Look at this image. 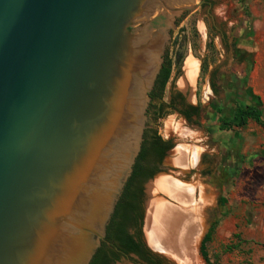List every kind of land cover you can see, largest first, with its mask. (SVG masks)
<instances>
[{
  "label": "water",
  "instance_id": "water-1",
  "mask_svg": "<svg viewBox=\"0 0 264 264\" xmlns=\"http://www.w3.org/2000/svg\"><path fill=\"white\" fill-rule=\"evenodd\" d=\"M200 3L0 0V264H91L108 243L150 119L158 131L147 113L164 57ZM200 67L189 48L173 94L190 104ZM165 136L173 148L143 184L142 240L160 264H206L217 155L200 119L170 111Z\"/></svg>",
  "mask_w": 264,
  "mask_h": 264
},
{
  "label": "rangeland",
  "instance_id": "rangeland-1",
  "mask_svg": "<svg viewBox=\"0 0 264 264\" xmlns=\"http://www.w3.org/2000/svg\"><path fill=\"white\" fill-rule=\"evenodd\" d=\"M234 35L238 39L229 48L228 42L231 44ZM189 48L194 59L201 62L197 103L202 104L203 116L199 119L207 137L205 145L217 155L212 175L221 188V198L227 201L220 205L215 220L219 224L207 245L209 260L211 264H264V129L250 121L244 128L222 133L220 115L212 122L213 116L205 115L208 104L223 98V116L232 115L233 108L227 100L235 94L231 90L225 93L223 75L227 72H233L232 79L241 82L244 92L240 96H245V103L258 97L264 105V0H219L211 16L202 8L179 24L170 44L169 59L173 65L165 100L174 91ZM240 96L238 104L243 105L244 98ZM169 112L165 111L164 118L158 121V133L164 139ZM219 162L238 164L230 175L219 176Z\"/></svg>",
  "mask_w": 264,
  "mask_h": 264
},
{
  "label": "trees",
  "instance_id": "trees-1",
  "mask_svg": "<svg viewBox=\"0 0 264 264\" xmlns=\"http://www.w3.org/2000/svg\"><path fill=\"white\" fill-rule=\"evenodd\" d=\"M247 16L249 17V13ZM172 65V61L168 60L167 64L163 66L156 82L158 90L150 94L153 100H161L163 98L165 89L172 76ZM164 116L165 112L163 107H161L156 114L155 122H158ZM188 117L190 119L189 115ZM219 120L220 131L241 129L246 127L250 121L255 122L264 129V105L257 97L250 103L243 102V105L237 106L230 117L219 118ZM157 133L158 131H154V134L150 137L144 136L145 141L143 142L142 150L134 166L133 174L117 204L115 213L108 226L106 237L108 241L114 243L127 253L136 254L148 264H160V262L153 260L149 255L150 252L147 250L141 236L140 222L143 217L141 206L144 196L143 184L151 179L158 170L151 165L154 162L155 164H160L165 158L166 153L173 148L171 143L165 142ZM226 203V199L221 198V204L226 205ZM218 224L219 222L215 221L211 225L202 241L201 254L208 264H211V262L207 252V245L211 242ZM130 226L135 229L136 232L134 234L129 233ZM107 249V244L103 243L91 264H109ZM116 259L119 258L116 257Z\"/></svg>",
  "mask_w": 264,
  "mask_h": 264
},
{
  "label": "flooded vegetation",
  "instance_id": "flooded-vegetation-1",
  "mask_svg": "<svg viewBox=\"0 0 264 264\" xmlns=\"http://www.w3.org/2000/svg\"><path fill=\"white\" fill-rule=\"evenodd\" d=\"M218 1L219 0H201V3H200V5H199L197 10H200L202 8L203 9H207V14L209 16H211L212 15V10L214 9V7H215V5L217 4ZM186 14H189V13H186ZM229 21H232V18H229ZM241 27H244V23H242ZM215 28H217L216 25H215ZM223 37L227 39L226 33H223ZM236 39H238V36L234 35L232 37L231 44L228 42L229 48H232V47L235 46V40ZM175 44H177V43H175ZM168 49H169V47H168ZM168 60H170L169 57L167 55H165L163 66L165 64H167ZM178 62H179V59L177 57V63ZM232 74H233V72H227V73H224L223 77L225 78L224 83H226V84L228 83L227 87H226V84H224L225 93L227 94V92H229L231 90L235 94L233 97L232 96L228 97L229 99L227 100V101L231 102L230 103V107L233 108L232 110L234 111V110H236L237 106H239V104H238L239 96L242 95V92H244V91H243V87L241 85V82L239 80H237V79H232V76H233ZM228 76H229L230 79L227 80L226 78ZM212 87L214 88V91H216L215 90V86L212 85ZM156 90H158V87L155 84V87H154V89H153V91L151 93H155ZM241 98H244V99L242 100ZM241 98L240 99L242 100V102H245V96H243ZM225 99L223 98L220 101L216 100L213 104H208V108H206V110H205V115H212L213 116L214 119H211V122L213 120H215V117L218 114L220 115V118H225L223 116L224 110L226 109V105H225V102H224ZM161 107H163L164 112L169 110V111H174V112L178 113L179 115H181L183 117V119L187 123H190L191 121L197 120V119H199V118H201L203 116L201 102L200 103L198 102L196 104L187 103L185 97L181 93H177V94L176 93L175 94L172 93V94H170V96L168 97V100H165V92H164V96H163V98L161 100H158V99L153 100L151 98V102H150V105H149V108H148V113H147L148 114V118L150 119L151 117H153V119L155 120L156 114L158 113V110ZM188 115L190 116V119H189ZM163 118H161V119H163ZM151 122L152 121L150 119L148 121L147 128H146L145 134H144V136L146 135V137H150L152 134H154V131H157V128L155 127L154 124L152 125ZM221 132L222 133L233 132V130L221 131ZM157 134L160 136L159 133H157ZM161 138L165 142L171 143L173 145V140L164 139L163 137H161ZM144 141H145V137H144ZM229 146H230V144H229ZM231 150L234 151V149H228L229 152ZM166 156H167V153H166ZM166 156H165V158H166ZM165 158L162 160L161 163L164 162ZM237 164L238 163L235 162L234 164H227L226 165V164H223V163L219 162V164L217 165V170H218L217 174H219V176L230 175V173L233 172L234 168L237 167ZM151 166H153V168H154V166H156L155 162ZM144 192H145V190L143 189V193ZM142 212H143V209H142ZM143 219H144V213H143V217H142L141 222H140L141 226H142V223H143ZM129 233L132 234L131 231ZM103 243H106V242H103ZM106 244L108 246L107 258H108L109 264H116V263L120 262L123 257L129 258L132 255L133 256H137L136 254H133V253H127L126 251H124L123 249L119 248L118 246H116L114 243H112L110 241H108V243H106ZM146 248L150 252L149 255L152 257V259L158 262V260L155 258V255L150 251V249L148 247H146ZM116 257H118L119 259H116Z\"/></svg>",
  "mask_w": 264,
  "mask_h": 264
},
{
  "label": "bare ground",
  "instance_id": "bare-ground-1",
  "mask_svg": "<svg viewBox=\"0 0 264 264\" xmlns=\"http://www.w3.org/2000/svg\"><path fill=\"white\" fill-rule=\"evenodd\" d=\"M207 92H210V90L208 91V89H207ZM205 142H206V141H205ZM205 142H204L203 144H201L202 147H206ZM201 244H202V243H201ZM200 248H201V247H200Z\"/></svg>",
  "mask_w": 264,
  "mask_h": 264
}]
</instances>
